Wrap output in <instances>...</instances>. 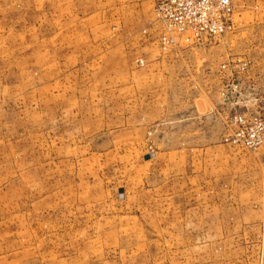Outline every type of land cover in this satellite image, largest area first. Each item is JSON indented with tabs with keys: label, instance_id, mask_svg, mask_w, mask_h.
Masks as SVG:
<instances>
[{
	"label": "rangeland",
	"instance_id": "1",
	"mask_svg": "<svg viewBox=\"0 0 264 264\" xmlns=\"http://www.w3.org/2000/svg\"><path fill=\"white\" fill-rule=\"evenodd\" d=\"M247 1L196 46L216 66L264 63ZM151 19L152 0H0V264H264V137L245 142L264 83L167 61Z\"/></svg>",
	"mask_w": 264,
	"mask_h": 264
},
{
	"label": "built area",
	"instance_id": "2",
	"mask_svg": "<svg viewBox=\"0 0 264 264\" xmlns=\"http://www.w3.org/2000/svg\"><path fill=\"white\" fill-rule=\"evenodd\" d=\"M237 0H152L148 26L156 31L157 48L166 53L177 48L198 46L233 28ZM141 65L142 59H136ZM241 64L240 68H242ZM264 137V124L256 123L247 134L246 144L256 146Z\"/></svg>",
	"mask_w": 264,
	"mask_h": 264
},
{
	"label": "crops",
	"instance_id": "3",
	"mask_svg": "<svg viewBox=\"0 0 264 264\" xmlns=\"http://www.w3.org/2000/svg\"><path fill=\"white\" fill-rule=\"evenodd\" d=\"M247 0H237L235 5V12L239 18L242 16L244 12H247L250 9L248 6ZM238 19V18H237ZM239 23V20H235L233 18V28L235 25ZM208 48H200V47H187V48H177L175 50H170L165 53L166 60H175L177 63L188 64L190 63L192 66H195L197 60L199 63V70L196 73L199 78H208L215 81V79L221 83L222 87L228 86L229 82L233 80V75L235 79H242L244 83H254V84H263L264 83V70L262 66L259 64H249L246 65L244 70H235L237 69V64L233 63L232 54H225L223 60L217 64L212 61L209 62L206 58ZM239 59H237L238 61ZM260 67V69H258ZM235 68V69H234ZM195 71V70H194ZM221 87V88H222Z\"/></svg>",
	"mask_w": 264,
	"mask_h": 264
},
{
	"label": "water",
	"instance_id": "4",
	"mask_svg": "<svg viewBox=\"0 0 264 264\" xmlns=\"http://www.w3.org/2000/svg\"><path fill=\"white\" fill-rule=\"evenodd\" d=\"M147 158V157H146Z\"/></svg>",
	"mask_w": 264,
	"mask_h": 264
}]
</instances>
